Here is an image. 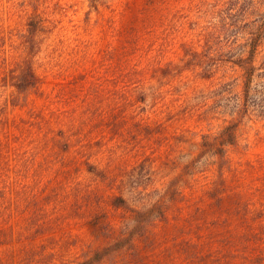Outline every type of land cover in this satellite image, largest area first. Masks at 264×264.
I'll return each mask as SVG.
<instances>
[{
	"label": "rangeland",
	"instance_id": "obj_1",
	"mask_svg": "<svg viewBox=\"0 0 264 264\" xmlns=\"http://www.w3.org/2000/svg\"><path fill=\"white\" fill-rule=\"evenodd\" d=\"M263 97L264 0H0V264H264Z\"/></svg>",
	"mask_w": 264,
	"mask_h": 264
},
{
	"label": "trees",
	"instance_id": "obj_2",
	"mask_svg": "<svg viewBox=\"0 0 264 264\" xmlns=\"http://www.w3.org/2000/svg\"><path fill=\"white\" fill-rule=\"evenodd\" d=\"M38 24L35 23L33 20H31L29 22V34L32 36L31 39H33V35H35L38 31ZM263 30L261 31V36L258 39L263 40ZM259 40L256 41V43ZM32 48L33 45H32ZM250 58L254 56L253 51L251 52V54L249 55ZM255 75V68L252 66L251 69L246 70V79H245V91H246V96L249 97L250 95V90H251V84L254 80V76ZM41 83V77L39 76V74L36 72L33 63L31 62L30 58H25L23 61L22 66L20 67L19 71L17 74H15L14 76H12V80H11V85L20 93H25L28 92L34 88H36L39 84ZM264 98V97H263ZM231 128L233 126H230ZM233 133L232 131L229 134L230 139V143L233 142ZM91 169H95L93 166H90ZM126 201L122 198V197H118L115 199V203L116 205L120 206L121 204H124ZM1 205V204H0ZM7 235H4L3 237L7 240L9 239H13V236H8L9 238H7ZM133 234L131 233L129 236H127L126 238H124L123 240H119L113 244H111L110 246L104 247L101 250H97L94 253V256L87 260L85 263L83 264H94L95 262H100L102 261L104 258L107 257V255L112 254L114 251L119 250L124 248L130 241L132 238Z\"/></svg>",
	"mask_w": 264,
	"mask_h": 264
}]
</instances>
